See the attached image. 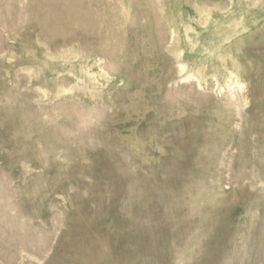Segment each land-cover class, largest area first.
I'll use <instances>...</instances> for the list:
<instances>
[{"label":"rangeland","instance_id":"374dc122","mask_svg":"<svg viewBox=\"0 0 264 264\" xmlns=\"http://www.w3.org/2000/svg\"><path fill=\"white\" fill-rule=\"evenodd\" d=\"M0 178V264H264V0H0Z\"/></svg>","mask_w":264,"mask_h":264},{"label":"bare ground","instance_id":"6f19581e","mask_svg":"<svg viewBox=\"0 0 264 264\" xmlns=\"http://www.w3.org/2000/svg\"><path fill=\"white\" fill-rule=\"evenodd\" d=\"M255 1H257V0H255ZM256 3V2H255ZM191 7H192V9H194L196 12H197V15H198V19H197V23L198 24H200V25H207L213 18H214V15H216L217 14V16L218 17H221V16H223L221 13H222V11L225 9V7L226 6H222V5H220V4H216V5H209L208 3H206V2H196V1H192L191 3ZM91 9H87V10H85V13H83L84 15L85 14H89L90 12H92V11H90ZM217 11V12H216ZM60 13H62L61 11H60ZM97 13V12H96ZM94 14H95V12H94ZM90 15H91V17H92V14L90 13ZM163 15V17L164 18H166L167 20H168V22H174V18L171 16V15H168V14H162ZM89 16V15H88ZM117 19V18H116ZM83 20V19H82ZM223 20V19H222ZM80 21V20H79ZM96 21V20H95ZM79 24V23H78ZM89 24V23H88ZM179 24L182 26V27H184V35H183V41L186 43V44H188V43H190V41L192 40V37H193V35H194V28L191 26V24L190 23H186V22H183V20H181V22L179 21ZM221 24V23H220ZM222 24H225V26L226 27H224V29H227L228 30V28H229V26L232 24L233 26H235V27H237V18L236 17H234V18H230L229 20H227L226 22L225 21H223L222 22ZM95 25V24H94ZM219 28H220V26L219 25H216L213 29V33L209 36V44L206 46V51H207V53H206V58L208 59V62H202L201 64H199L198 66H197V72H196V74H194L195 75V77L197 78V82H198V84L200 83V81L201 80H204V78L206 77V75H207V72L208 71H206V68L208 67V66H210V67H213L214 69H213V71H212V73L215 75L217 72L219 73V74H221L222 76H223V78H224V81H225V83H224V87H225V89L227 90V96L229 97V98H231V100H230V102L232 101L233 103V106L235 107V106H237V103H238V100H237V96H238V94H239V92L238 91H241V89L244 87H242V82L240 81V80H238L237 79V77L236 76H234V77H230L229 75H228V69L229 68H232V69H239V65H238V63H237V60H236V58L234 57V55H233V50H230V49H228V50H225V47L222 45L223 44V42L224 41H226V40H229L233 35L231 34V35H225V36H219L218 35V30H219ZM159 37V36H158ZM178 39H179V37H178ZM71 43V42H70ZM71 47V46H70ZM66 49V48H65ZM111 52V51H110ZM181 52V48H179V49H173L172 50V53L173 54H175L176 56H178L179 54H181L180 53ZM61 53V52H60ZM108 53V52H107ZM69 54V53H68ZM84 54V53H83ZM67 55V54H66ZM54 56H55V53H54ZM63 56H64V54H63ZM75 56V55H74ZM109 56V55H108ZM67 57V56H66ZM78 57V56H77ZM179 57V56H178ZM52 58V57H51ZM98 58V57H97ZM53 59V58H52ZM63 59V58H62ZM177 59V58H176ZM179 59V58H178ZM64 60H66V59H64ZM102 60V59H101ZM99 61V60H98ZM226 62H228V64H230L229 66H226L227 64H226ZM112 65V64H111ZM179 66H181V65H179ZM109 67V66H108ZM183 67V66H182ZM111 68V67H110ZM99 69V68H98ZM101 69V68H100ZM184 70V69H183ZM180 72H181V70H180ZM88 74H89V72H88ZM95 73H93V75H94ZM59 75V74H58ZM101 75V74H100ZM74 77V76H73ZM110 77V76H109ZM108 77V78H109ZM75 79L79 82V77H75ZM84 79V78H83ZM101 79V78H100ZM188 79V78H187ZM107 80V79H106ZM110 80V79H109ZM196 80V79H195ZM98 82V81H97ZM197 85V84H196ZM64 87V86H63ZM92 87V86H91ZM189 87H191V86H189ZM76 88V90H84V88L82 87V86H80V85H77V87H75ZM87 89V88H86ZM66 90H67V88H66ZM244 90V89H243ZM221 91V90H220ZM243 92V91H242ZM240 94H242V93H240ZM239 94V95H240ZM243 96V95H242ZM227 97V98H228ZM241 99V98H240ZM237 100V103H235L234 104V101H236ZM242 101V100H241ZM240 101V102H241ZM241 105H242V103H241ZM76 108V107H75ZM0 180H1V178H0ZM5 181V180H4ZM2 183V182H1ZM8 183V182H7ZM5 184V182L3 183V185ZM10 197V196H9ZM13 204V203H12ZM15 206V205H14ZM3 208H5V207H3ZM197 208V207H196ZM0 210H1V208H0ZM3 210V209H2ZM6 210H8V209H6ZM12 211V210H11ZM1 212V211H0ZM9 212V211H8ZM15 212V211H14ZM13 212V213H14ZM4 213V212H3ZM15 213H17V212H15ZM10 215V214H9ZM15 215H18V214H15ZM14 215V216H15ZM4 217H5V215H4ZM13 217V216H12ZM16 217H18V216H16ZM15 217V218H16ZM12 220H13V218H11ZM5 220V219H4ZM3 220V222H5ZM20 221H21V219H20ZM8 222V221H7ZM1 223H2V221H1ZM24 223V222H23ZM3 224V223H2ZM5 224H7V223H5ZM5 224H3V226L5 225ZM25 224V223H24ZM1 225V224H0ZM26 226V225H25ZM5 227V226H4ZM11 228V227H10ZM3 229V228H2ZM2 229H0V232L2 231ZM12 229V228H11ZM4 230V229H3ZM12 231V230H11ZM22 231H24V229L22 230ZM20 232V231H19ZM4 233H6L5 231L3 232V234ZM12 233V232H11ZM11 233H10V238H12V235H11ZM24 233H25V231H24ZM40 233V232H39ZM1 234V233H0ZM13 234V233H12ZM14 235V234H13ZM23 235V234H22ZM26 235V234H25ZM24 236V235H23ZM27 236V235H26ZM3 237H4V235H3ZM7 237V236H6ZM34 237V236H33ZM39 237H41V236H39ZM38 237V238H39ZM42 238H44V236L43 237H41V238H39V240L40 239H42ZM13 239V238H12ZM0 240H1V237H0ZM2 240H4V239H2ZM23 240V239H22ZM27 239H26V237H25V239H24V241H26ZM31 241V240H30ZM42 240H40V242H41ZM2 242V241H1ZM8 242H9V240H8ZM12 244V246H14L13 245V242L12 241H10ZM9 242V243H10ZM32 242V241H31ZM3 243H4V241H3ZM23 243V242H22ZM21 243V244H22ZM26 243V242H25ZM30 243V242H29ZM33 243H34V241H33ZM36 243V242H35ZM35 243H34V245H35ZM2 244V243H1ZM15 244V243H14ZM28 244V243H27ZM36 244H38V243H36ZM40 244V243H39ZM30 245V244H29ZM6 246V245H5ZM24 246L26 247V245L24 244ZM28 246V245H27ZM43 246V248L42 249H44V245H42ZM22 247V246H21ZM29 247V246H28ZM32 247H33V245H32ZM14 249V248H13ZM30 249H32V248H30ZM27 249L25 248V251H26ZM22 252H23V249L21 250ZM33 251V250H32ZM38 251H39V249H38ZM42 251V250H41ZM14 252H15V249H14ZM20 252V251H19ZM3 253V252H2ZM1 254V253H0ZM17 254V253H16ZM6 255V254H5ZM18 255V254H17ZM27 255H28V253H27ZM32 254H30V256H31ZM7 257H8V255H7ZM6 257V258H7ZM0 258H2V257H0ZM38 258V257H37ZM36 258V259H37ZM3 259V258H2ZM36 259H34V260H36ZM42 259V258H41ZM5 260V259H4ZM10 260V259H9ZM13 260V259H12ZM33 260V259H32ZM7 261H8V258H7ZM19 261V260H18ZM5 262V261H4ZM11 263V262H10ZM10 263H8V264H10ZM6 264V263H5ZM15 264V263H14Z\"/></svg>","mask_w":264,"mask_h":264}]
</instances>
